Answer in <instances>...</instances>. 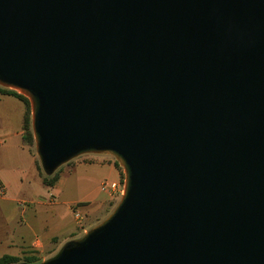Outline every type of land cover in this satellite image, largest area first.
I'll use <instances>...</instances> for the list:
<instances>
[{
  "label": "water",
  "instance_id": "1",
  "mask_svg": "<svg viewBox=\"0 0 264 264\" xmlns=\"http://www.w3.org/2000/svg\"><path fill=\"white\" fill-rule=\"evenodd\" d=\"M0 87L29 102L44 176L123 172L37 264H264V0H0Z\"/></svg>",
  "mask_w": 264,
  "mask_h": 264
},
{
  "label": "crops",
  "instance_id": "2",
  "mask_svg": "<svg viewBox=\"0 0 264 264\" xmlns=\"http://www.w3.org/2000/svg\"><path fill=\"white\" fill-rule=\"evenodd\" d=\"M25 112L20 100L0 95V257L39 254L55 247V240L73 237L76 228L70 206L82 201L68 202L59 211L48 191L62 193L68 177L76 172L98 175L95 202L108 201L112 193L120 195L121 175L114 163L76 164L60 173L54 187L44 186L37 158L22 142ZM109 185L116 186V191L109 192Z\"/></svg>",
  "mask_w": 264,
  "mask_h": 264
},
{
  "label": "rangeland",
  "instance_id": "3",
  "mask_svg": "<svg viewBox=\"0 0 264 264\" xmlns=\"http://www.w3.org/2000/svg\"><path fill=\"white\" fill-rule=\"evenodd\" d=\"M31 150L34 151V145H32ZM36 157V155H35ZM115 160L107 155H84L81 157H78L68 164L62 166L59 169L58 172V178H60V173L64 171H69L68 168L73 167L76 164L80 165H87V164H95V163H114ZM39 165V163H38ZM40 168V167H39ZM121 172V180L120 185L121 188L123 187V172L122 169H118ZM41 172V170H40ZM42 173V172H41ZM98 175L94 174L92 172H86L83 174V172H76L75 175H72L68 177V184L65 190L60 193L55 190H49V198L51 197V200H56L59 204V211L60 208H65L63 205H66L68 202L72 201H82L78 203H74L70 206V211L73 213V221H74V227L76 228V231L68 240L59 239V241L55 240L53 243H57L55 247L44 249L39 254H29V255H22L19 257L21 261H24L26 258H37V259H47L48 257L52 256L54 253L57 252V250L67 241L71 239H75L80 237L85 231L89 230L90 228L94 227L98 223H100L102 220H104L114 209L116 204L118 203L121 194L112 193L111 197L108 199V201L105 200V202H95L96 194L99 193L97 190L98 187ZM83 204V205H80ZM63 212V210H62ZM78 214L76 217L75 215ZM68 220V219H67ZM62 241V242H61Z\"/></svg>",
  "mask_w": 264,
  "mask_h": 264
},
{
  "label": "trees",
  "instance_id": "4",
  "mask_svg": "<svg viewBox=\"0 0 264 264\" xmlns=\"http://www.w3.org/2000/svg\"><path fill=\"white\" fill-rule=\"evenodd\" d=\"M0 95L12 96L20 100L25 105L26 112H25L24 122H23L22 142L25 145L31 147L32 145H34V143H33V136H32L31 127H30V106H29L28 100L25 97L19 95L18 93L12 90L4 89L1 87H0ZM114 165L116 168L118 169L120 168L116 162H114ZM37 167H38V171L40 173V176L42 178V183L44 184V186L48 188L54 187V185L59 179L58 178L59 170L55 174H53L51 177H46L43 175V173L40 172L38 161H37ZM120 175H121V172H120ZM80 205H83V204H80ZM19 262H25L27 264H37L41 262V259L26 258L24 261H21L19 258L13 257V256L5 255V256L0 257V264H18Z\"/></svg>",
  "mask_w": 264,
  "mask_h": 264
},
{
  "label": "built area",
  "instance_id": "5",
  "mask_svg": "<svg viewBox=\"0 0 264 264\" xmlns=\"http://www.w3.org/2000/svg\"><path fill=\"white\" fill-rule=\"evenodd\" d=\"M105 187H106V186H105ZM108 190H109V192H115V191H116V186H114V185H109V186H108ZM119 193H120V194L122 193V188H120ZM75 216L77 217L78 214H76Z\"/></svg>",
  "mask_w": 264,
  "mask_h": 264
}]
</instances>
